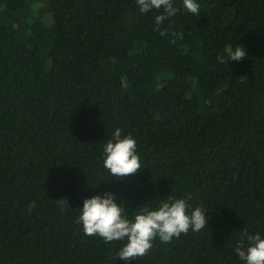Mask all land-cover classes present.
<instances>
[{"label": "trees", "instance_id": "1", "mask_svg": "<svg viewBox=\"0 0 264 264\" xmlns=\"http://www.w3.org/2000/svg\"><path fill=\"white\" fill-rule=\"evenodd\" d=\"M197 2L173 0L162 37L163 9L136 0H0V264H246L241 234L264 238V0ZM226 45L247 58L218 63ZM116 127L144 166L124 180L102 166ZM105 192L130 217L191 194L208 228L119 260L75 222Z\"/></svg>", "mask_w": 264, "mask_h": 264}, {"label": "clouds", "instance_id": "2", "mask_svg": "<svg viewBox=\"0 0 264 264\" xmlns=\"http://www.w3.org/2000/svg\"><path fill=\"white\" fill-rule=\"evenodd\" d=\"M136 3L141 13L163 9V14L155 17V30L162 37L166 36L167 30H162L160 26L167 18L177 14L178 9L174 7L173 0H136ZM183 6L193 15L200 13L201 6L197 0H183ZM172 35L176 36L177 33L173 32ZM224 53L217 57L220 64L240 62L247 58V52L241 45L235 49L226 45ZM102 157L103 168L119 180L139 174L144 167L138 140L131 134H124L120 127L114 129L103 145ZM191 200V194L183 198L169 196L159 199L155 207H140L130 217L125 206L116 202L117 196L105 192L103 196L85 199L75 222L82 225L87 237H98L108 244L122 242L117 258L135 261L147 256L157 241L169 244L182 235H188L190 231L199 233L208 228L209 210L203 206L193 208L189 203ZM59 202L61 206L68 205L66 200L61 199ZM35 207V202L29 204V212ZM235 253L246 264H264V238L260 234L249 235L245 230L237 241Z\"/></svg>", "mask_w": 264, "mask_h": 264}]
</instances>
